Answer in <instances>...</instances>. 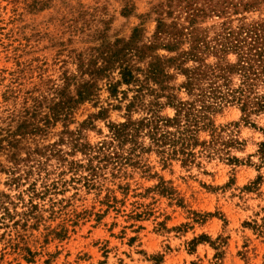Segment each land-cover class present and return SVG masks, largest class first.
<instances>
[{
    "label": "rangeland",
    "instance_id": "rangeland-1",
    "mask_svg": "<svg viewBox=\"0 0 264 264\" xmlns=\"http://www.w3.org/2000/svg\"><path fill=\"white\" fill-rule=\"evenodd\" d=\"M259 24L264 0H0V264H264V110L219 49ZM192 73L225 96L199 165L113 136L175 118Z\"/></svg>",
    "mask_w": 264,
    "mask_h": 264
},
{
    "label": "trees",
    "instance_id": "trees-1",
    "mask_svg": "<svg viewBox=\"0 0 264 264\" xmlns=\"http://www.w3.org/2000/svg\"><path fill=\"white\" fill-rule=\"evenodd\" d=\"M158 22L160 29L164 24L161 19ZM225 39V42H220V51L233 50L237 53L238 60L224 70L238 72L243 78L242 86L232 92V101L241 103L244 118L248 120L251 113L264 110V98L258 95L252 96L255 87L264 83V24L239 31H229L225 34ZM196 82L198 78L192 73L186 87L194 98L179 103L175 118L168 119L165 123L157 120L141 121L137 127L134 126L135 123L114 125L113 136L122 140L131 134L132 129L139 131L145 127L149 128L148 135L153 143L161 148L160 152L166 158L180 159L184 165H199L198 157L213 147L212 143L216 141L199 142L196 134L206 126L202 124L208 113L213 111L219 99H224L225 96L218 94L217 86L211 85L208 90H204L197 88ZM196 89L199 91L196 92ZM168 126L174 127L175 130L167 129ZM230 143L226 141L223 145L228 146ZM197 146L203 149L197 152L195 150ZM260 152L264 159V143ZM228 159L232 162L239 161L237 158H231L230 155Z\"/></svg>",
    "mask_w": 264,
    "mask_h": 264
}]
</instances>
